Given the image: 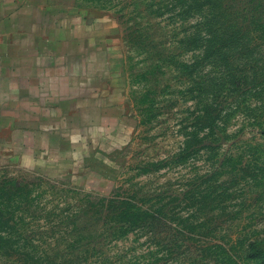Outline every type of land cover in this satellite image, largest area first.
<instances>
[{"label": "rangeland", "instance_id": "374dc122", "mask_svg": "<svg viewBox=\"0 0 264 264\" xmlns=\"http://www.w3.org/2000/svg\"><path fill=\"white\" fill-rule=\"evenodd\" d=\"M199 3L0 0V58L58 106L15 113L34 158L0 147V264H264V0H224L232 46Z\"/></svg>", "mask_w": 264, "mask_h": 264}, {"label": "crops", "instance_id": "0c3cea01", "mask_svg": "<svg viewBox=\"0 0 264 264\" xmlns=\"http://www.w3.org/2000/svg\"><path fill=\"white\" fill-rule=\"evenodd\" d=\"M0 65H2L0 67V147L6 150L2 158L9 159L11 155L16 156L18 159H22L24 155L33 156L32 158H34L33 153L38 151H36L37 149H35V146L28 139L30 136L36 134V132L29 124H24L23 120L17 122V115L15 113L18 112L17 109H21L23 112L24 108L26 113L29 114V119L34 121L38 117L41 118L38 112L47 109V107H51V109H55L58 112V106H52L53 104L43 102L47 100L44 96H54L55 89L50 87L43 88L42 82H36L35 80L38 77L34 78L33 75L18 76L16 73L9 71L11 64L4 57L0 58ZM32 68L34 70L31 72L37 73L35 71L37 63ZM28 78L34 81H29L30 83L24 82L23 79L27 80ZM51 81L54 82L53 80ZM18 83V88H16L18 90V98L15 100L11 99L8 102V99H6L8 92L6 87L10 85L16 86ZM27 84L29 85L27 86Z\"/></svg>", "mask_w": 264, "mask_h": 264}, {"label": "trees", "instance_id": "16d2710c", "mask_svg": "<svg viewBox=\"0 0 264 264\" xmlns=\"http://www.w3.org/2000/svg\"><path fill=\"white\" fill-rule=\"evenodd\" d=\"M198 8L203 11L202 16H200V21L198 23V27L202 30V36H200V40L211 43H221V45H229L236 44V42L240 41L239 37H236L235 34L232 36L229 30L232 28V25H237L238 23H234L231 20L230 14L226 12L225 8H223L224 0H199ZM245 20L239 26V29L242 27L247 28L253 22H248ZM225 47V46H224ZM258 70V69H257ZM238 72H242V70H238ZM256 75V73H254ZM245 80V79H244ZM246 81V80H245ZM236 84L235 88L238 89L242 86H248L246 82H240ZM246 88V87H243ZM242 88V92L244 89ZM261 133L264 135V129H261ZM119 204H126L125 201H118ZM115 206H113L114 208ZM121 213V212H120ZM251 243H249L250 245Z\"/></svg>", "mask_w": 264, "mask_h": 264}]
</instances>
